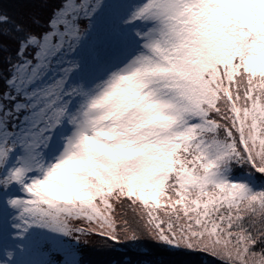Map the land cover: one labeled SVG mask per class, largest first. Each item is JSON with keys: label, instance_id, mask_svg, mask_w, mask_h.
Instances as JSON below:
<instances>
[{"label": "snow or ice", "instance_id": "obj_1", "mask_svg": "<svg viewBox=\"0 0 264 264\" xmlns=\"http://www.w3.org/2000/svg\"><path fill=\"white\" fill-rule=\"evenodd\" d=\"M146 241L264 264V0H0V264Z\"/></svg>", "mask_w": 264, "mask_h": 264}, {"label": "trees", "instance_id": "obj_2", "mask_svg": "<svg viewBox=\"0 0 264 264\" xmlns=\"http://www.w3.org/2000/svg\"><path fill=\"white\" fill-rule=\"evenodd\" d=\"M120 249L130 251L125 245H118ZM145 247L150 248L154 258L162 261V264H219L213 257L204 253L174 251L152 241H146ZM86 264H123L124 256L115 249H100L97 246L89 245L85 248ZM101 260L97 257L101 256Z\"/></svg>", "mask_w": 264, "mask_h": 264}, {"label": "rangeland", "instance_id": "obj_3", "mask_svg": "<svg viewBox=\"0 0 264 264\" xmlns=\"http://www.w3.org/2000/svg\"><path fill=\"white\" fill-rule=\"evenodd\" d=\"M97 258L101 260V258H102V255H101V256H99V257H97Z\"/></svg>", "mask_w": 264, "mask_h": 264}]
</instances>
